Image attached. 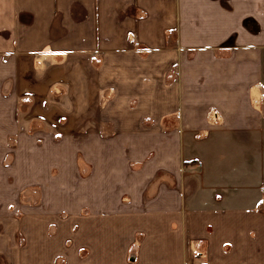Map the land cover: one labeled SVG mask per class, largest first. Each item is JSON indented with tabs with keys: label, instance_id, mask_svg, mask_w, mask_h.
<instances>
[{
	"label": "crops",
	"instance_id": "1",
	"mask_svg": "<svg viewBox=\"0 0 264 264\" xmlns=\"http://www.w3.org/2000/svg\"><path fill=\"white\" fill-rule=\"evenodd\" d=\"M6 149L28 264H264V0H0Z\"/></svg>",
	"mask_w": 264,
	"mask_h": 264
},
{
	"label": "rangeland",
	"instance_id": "2",
	"mask_svg": "<svg viewBox=\"0 0 264 264\" xmlns=\"http://www.w3.org/2000/svg\"><path fill=\"white\" fill-rule=\"evenodd\" d=\"M25 125V124H24ZM15 142V139L11 141V144ZM19 152V157L22 156V151ZM36 156L43 159L48 156L47 150H38ZM4 163L0 165V172L3 173H11L13 162L15 155H17V151L6 149L3 153ZM79 156V155H78ZM68 157V152H66V158ZM80 158V156H79ZM1 161V159H0ZM23 169V167H19ZM37 184V183H36ZM49 184V183H47ZM15 185L13 181H0V194L2 197L0 198V202L3 200V220L0 221V264H28V259L30 258V252L28 253L29 234L32 233V230H29L27 222L28 210L34 212L36 216H39V212L42 210H38V208L42 209L46 207L48 201H51L50 198L42 197L43 193L38 190H34L30 193V190L27 191L26 187L30 184L26 182H22L19 185V192L12 195V192L7 190L6 188ZM73 185V183H72ZM2 190V192H1ZM17 195V196H15ZM52 202V201H51ZM33 209V210H32ZM63 210V209H62ZM50 215V214H46ZM59 215L57 219L56 217ZM52 213V222L48 225H64L67 227L69 225H75L74 217L75 213L69 212L64 208L62 213L60 214ZM48 222V221H47ZM55 226H50L49 233L53 238L56 234ZM72 226V231H74ZM67 231L64 235L65 237V254L56 258L54 262H41V264H74V259L76 258L77 252L74 246L75 240L73 233ZM70 234V235H68ZM31 236V234H30ZM42 238V231L41 236ZM37 250V249H36ZM35 250V253H37ZM190 256L192 257L193 264H205L204 263V254H203V244L200 242L196 244L193 248L191 247ZM31 251V250H30ZM43 251V250H42ZM41 251V252H42ZM44 254V253H42ZM82 257L87 256V251L83 250L80 252ZM38 256V255H37ZM44 256V255H42ZM32 264V263H30ZM36 264V263H35Z\"/></svg>",
	"mask_w": 264,
	"mask_h": 264
}]
</instances>
